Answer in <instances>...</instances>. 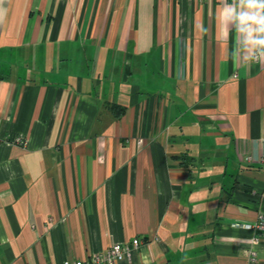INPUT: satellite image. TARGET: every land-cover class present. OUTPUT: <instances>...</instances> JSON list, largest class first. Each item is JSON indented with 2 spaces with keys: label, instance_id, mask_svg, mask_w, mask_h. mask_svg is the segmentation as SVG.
<instances>
[{
  "label": "crops",
  "instance_id": "0c3cea01",
  "mask_svg": "<svg viewBox=\"0 0 264 264\" xmlns=\"http://www.w3.org/2000/svg\"><path fill=\"white\" fill-rule=\"evenodd\" d=\"M225 3L0 0V264H264V62Z\"/></svg>",
  "mask_w": 264,
  "mask_h": 264
},
{
  "label": "clouds",
  "instance_id": "9594fccd",
  "mask_svg": "<svg viewBox=\"0 0 264 264\" xmlns=\"http://www.w3.org/2000/svg\"><path fill=\"white\" fill-rule=\"evenodd\" d=\"M220 20L226 28L225 35L234 33L231 59L241 66L252 62H264V0H234L220 10ZM233 24L231 29L227 28ZM237 32L244 35L239 47L235 46Z\"/></svg>",
  "mask_w": 264,
  "mask_h": 264
},
{
  "label": "built area",
  "instance_id": "2783aa9c",
  "mask_svg": "<svg viewBox=\"0 0 264 264\" xmlns=\"http://www.w3.org/2000/svg\"><path fill=\"white\" fill-rule=\"evenodd\" d=\"M138 142H141L139 139ZM264 161V157L262 158ZM247 229H258L264 231V214H260L254 222H245L241 224ZM138 238L134 237L129 243H112L107 249L92 253L87 259L65 260L62 264H118L124 259H130L131 253L139 246ZM250 259L254 260L255 251L251 248Z\"/></svg>",
  "mask_w": 264,
  "mask_h": 264
}]
</instances>
